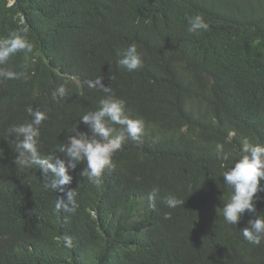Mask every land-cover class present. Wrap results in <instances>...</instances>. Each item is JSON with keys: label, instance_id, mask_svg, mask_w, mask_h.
I'll use <instances>...</instances> for the list:
<instances>
[{"label": "trees", "instance_id": "obj_1", "mask_svg": "<svg viewBox=\"0 0 264 264\" xmlns=\"http://www.w3.org/2000/svg\"><path fill=\"white\" fill-rule=\"evenodd\" d=\"M196 14L207 31L188 32ZM12 32L34 49L7 64L22 75L0 80V264H264V243L241 233L254 214L235 226L222 214L231 195L222 173L245 137L264 144V0H0V38ZM133 43L144 67L128 72L117 53ZM97 77L145 133L125 141L99 185L77 162L65 187L79 207L57 212L42 170L14 162L7 130L30 122L32 106L48 117L41 155L76 127L91 135L80 119L105 96L88 87ZM169 195L184 205L169 208ZM256 209L264 214V191Z\"/></svg>", "mask_w": 264, "mask_h": 264}, {"label": "clouds", "instance_id": "obj_2", "mask_svg": "<svg viewBox=\"0 0 264 264\" xmlns=\"http://www.w3.org/2000/svg\"><path fill=\"white\" fill-rule=\"evenodd\" d=\"M208 22L200 14L188 18V32L197 33L207 31ZM33 43L26 34L12 32L5 38H0V80L16 79L22 73H17L7 67L10 58L17 53H24L25 57L32 53ZM117 65L128 72H134L144 67L143 53L138 51L135 43L118 51ZM114 79V77H109ZM104 77H97L94 81H87L88 87L98 88L105 96L100 99L99 107L95 111L84 114L80 122L86 125L91 133L81 132L74 128L65 143L60 144L54 152L44 156L39 150L40 126L48 118L45 111L32 106L27 108L31 121L11 125L7 132L10 137L15 134L16 159L15 163L21 167H36L42 170L45 178V187L57 193L54 202L55 211L74 214L78 207L76 189H69L77 162H87V167L80 175L87 177L91 182L99 185L105 174L115 169L114 155L120 151L126 140L141 142L145 133V122L140 118L129 115L126 101L118 98L111 86H105ZM57 92L64 97L67 92L61 85ZM119 125V128L115 127ZM217 152L223 151V145H216ZM64 154L65 159L59 158L56 152ZM241 156L234 166L222 173L224 184L231 189L227 203L223 204L222 214L229 225H238L245 213H253L248 221V227L242 230L245 240L255 246L264 243V214L257 213L256 202L258 193L264 191L261 181H264V144L251 143L247 137L241 142ZM154 189L149 195V207L155 210ZM61 193L63 195H58ZM169 208H175L184 201L174 195H169L165 201ZM218 211V209H217ZM165 218H168L167 216Z\"/></svg>", "mask_w": 264, "mask_h": 264}]
</instances>
